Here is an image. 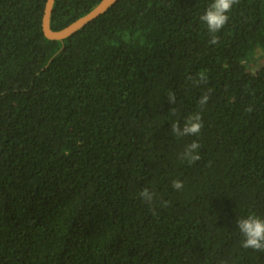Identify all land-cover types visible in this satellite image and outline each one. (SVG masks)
Returning <instances> with one entry per match:
<instances>
[{"label": "trees", "instance_id": "1", "mask_svg": "<svg viewBox=\"0 0 264 264\" xmlns=\"http://www.w3.org/2000/svg\"><path fill=\"white\" fill-rule=\"evenodd\" d=\"M101 2L56 0L51 28ZM46 3L0 0V264H264L235 223L264 218V0L214 34L212 0H120L64 41Z\"/></svg>", "mask_w": 264, "mask_h": 264}, {"label": "clouds", "instance_id": "2", "mask_svg": "<svg viewBox=\"0 0 264 264\" xmlns=\"http://www.w3.org/2000/svg\"><path fill=\"white\" fill-rule=\"evenodd\" d=\"M238 3V0H212V3L208 6L206 11L200 16V21L207 26L210 33L219 32L229 21V13L231 12L233 5ZM210 44H217L218 38L213 35L209 41ZM192 80V77H188ZM205 80L204 76H200V82ZM211 90H209L210 92ZM170 104L176 103V95L173 92H169L167 95ZM210 99L209 94L203 95L198 101V106L203 109ZM174 113V109H172ZM248 111H252L251 108ZM203 127L202 115L199 111L189 115L183 127L178 122H174L171 125V135L176 138H183L188 136H197ZM200 144L193 140L191 143L185 145L184 150L180 153V160L186 161L188 164H194L201 159L199 154ZM173 189L181 191L184 188V184L181 180L176 179L172 182ZM139 196L146 204H153L156 193L148 188H144ZM163 206H167L166 201L161 202ZM238 231L243 237L241 246L244 249H252L254 251L264 252V218L255 214H249L246 217H241L236 220Z\"/></svg>", "mask_w": 264, "mask_h": 264}, {"label": "water", "instance_id": "3", "mask_svg": "<svg viewBox=\"0 0 264 264\" xmlns=\"http://www.w3.org/2000/svg\"><path fill=\"white\" fill-rule=\"evenodd\" d=\"M119 1L120 0H102V2L86 16L80 18L79 20H77L76 22L61 31H54L51 28V18L56 0H47L45 14L43 18L44 34L46 38L51 41H64L72 37L78 31L84 29L94 20L101 17Z\"/></svg>", "mask_w": 264, "mask_h": 264}, {"label": "rangeland", "instance_id": "4", "mask_svg": "<svg viewBox=\"0 0 264 264\" xmlns=\"http://www.w3.org/2000/svg\"><path fill=\"white\" fill-rule=\"evenodd\" d=\"M262 65H264V58H263V60H261V63L260 64H258V65H252V71L253 72H256L258 69H260V67L262 66Z\"/></svg>", "mask_w": 264, "mask_h": 264}]
</instances>
